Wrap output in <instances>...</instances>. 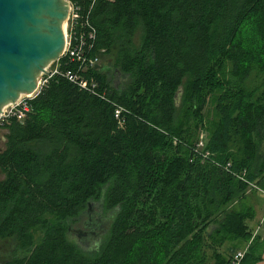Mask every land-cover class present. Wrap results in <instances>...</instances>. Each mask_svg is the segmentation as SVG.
Here are the masks:
<instances>
[{"label":"trees","instance_id":"16d2710c","mask_svg":"<svg viewBox=\"0 0 264 264\" xmlns=\"http://www.w3.org/2000/svg\"><path fill=\"white\" fill-rule=\"evenodd\" d=\"M91 21L124 82L54 77L0 126V264H230L236 241L257 263L243 201L264 192V0H96ZM92 202L111 220L86 252L69 231Z\"/></svg>","mask_w":264,"mask_h":264},{"label":"water","instance_id":"95a60500","mask_svg":"<svg viewBox=\"0 0 264 264\" xmlns=\"http://www.w3.org/2000/svg\"><path fill=\"white\" fill-rule=\"evenodd\" d=\"M66 17L63 0H0V115L60 56Z\"/></svg>","mask_w":264,"mask_h":264},{"label":"built area","instance_id":"2783aa9c","mask_svg":"<svg viewBox=\"0 0 264 264\" xmlns=\"http://www.w3.org/2000/svg\"><path fill=\"white\" fill-rule=\"evenodd\" d=\"M67 5V17L63 25L64 48L60 56L48 64L44 72L40 73L37 79L36 89L32 94L21 95L19 99L5 106L0 115V126L9 123L10 120L23 123L31 113L30 102L35 99L46 87L49 80L54 77H62L80 91L94 95L98 91V83L93 76L95 70L100 69V59L95 53L96 28L91 21V13L96 0H63ZM99 67V68H97ZM106 92H103V96ZM122 108H116L114 118L119 128H123ZM205 140L199 139L194 152L199 153L202 158L210 156L209 152H199L205 146ZM216 166L220 165L214 163ZM224 170L231 171L229 163L220 165ZM233 173V172H232ZM242 182L244 173L235 175ZM249 186L253 187L252 184ZM247 248L235 251L230 260V264H239L243 259Z\"/></svg>","mask_w":264,"mask_h":264},{"label":"rangeland","instance_id":"374dc122","mask_svg":"<svg viewBox=\"0 0 264 264\" xmlns=\"http://www.w3.org/2000/svg\"><path fill=\"white\" fill-rule=\"evenodd\" d=\"M99 65H100V68H102L103 72H107L108 75H110L112 77L113 83H115L116 85L117 84L120 85L121 83L124 82L123 77L119 73H116L111 60H106L105 58H101ZM212 111H213L212 107H211V105H209L207 108V113L209 115H211ZM210 117L212 118V116H210ZM5 124H8V123H4V125ZM4 133H5V131L2 130L0 135H3ZM207 138H208V133L203 129L200 130V132L198 133V139H202V140L204 139L205 140ZM4 142L5 141H3L1 138V142H0L1 146H3ZM2 178H3V176L0 174V179H2ZM255 189H256L255 186H253V187L249 186V188L244 193L245 196L252 193L251 190H255ZM247 198L248 197L246 196L243 203L249 206L251 198L249 200V203L247 201L248 200ZM89 206L90 207H89L88 216L84 220H82V222H81L83 224V226L82 225L74 226L69 231L70 240L73 241L75 244L78 245L79 248H81L82 250H84L86 252L96 249V247L100 243L103 236L106 235L108 228H109V225H110L109 220H111L110 213L105 212L102 209L100 202H92V203H90ZM263 215H264V211H261L259 208L257 210V213L255 214V216L253 217V220L249 222V226L251 228V231H253L255 233L259 232V230L262 227L263 220H264V219L261 220V218H263ZM258 217L260 219H257ZM88 224H90L89 225L90 228L88 227ZM261 236H262V233L259 232L258 238L261 239ZM234 246L239 247V246H241V243L233 242V243L229 244V247H227V248L231 249ZM0 252H3V253L5 252V255L15 253L9 247L5 248V251L1 249ZM3 256H4V254H3ZM5 258H7V256ZM0 260H3V259H0Z\"/></svg>","mask_w":264,"mask_h":264},{"label":"crops","instance_id":"0c3cea01","mask_svg":"<svg viewBox=\"0 0 264 264\" xmlns=\"http://www.w3.org/2000/svg\"><path fill=\"white\" fill-rule=\"evenodd\" d=\"M252 193L246 195L248 198V203H249V200L251 198V201H250V204H249V207L253 208L254 210V216L255 214L257 213V210L260 208L261 211H264V192H262L261 190H258V189H255V190H251ZM253 216V217H254ZM260 217V216H259ZM257 218V219H260V218ZM264 219V215H263V218H261V220ZM253 218H251V220L247 221V225L249 227V230H250V233H252V238L254 236H259V232L262 233V236H261V239H264V220H263V224H262V227L261 229L259 230L258 233H255L253 231H251V228L249 226V222L252 221ZM258 222V221H257ZM257 225V224H256ZM236 243H241V246L237 247V246H234L231 251H230V254H232V251L233 249H244V248H247V245L248 243H242L240 241H236ZM227 247H229V244H227L225 247H224V250L227 249ZM255 264H264V247H263V250H262V255H261V259L255 263Z\"/></svg>","mask_w":264,"mask_h":264},{"label":"flooded vegetation","instance_id":"af4514ba","mask_svg":"<svg viewBox=\"0 0 264 264\" xmlns=\"http://www.w3.org/2000/svg\"><path fill=\"white\" fill-rule=\"evenodd\" d=\"M90 218V217H89ZM87 225V224H86ZM90 224H88V227H89ZM90 228V227H89Z\"/></svg>","mask_w":264,"mask_h":264},{"label":"bare ground","instance_id":"6f19581e","mask_svg":"<svg viewBox=\"0 0 264 264\" xmlns=\"http://www.w3.org/2000/svg\"><path fill=\"white\" fill-rule=\"evenodd\" d=\"M19 99V98H18Z\"/></svg>","mask_w":264,"mask_h":264}]
</instances>
